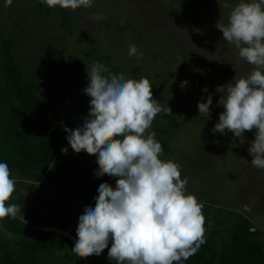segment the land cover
I'll return each mask as SVG.
<instances>
[{"label":"rangeland","instance_id":"rangeland-1","mask_svg":"<svg viewBox=\"0 0 264 264\" xmlns=\"http://www.w3.org/2000/svg\"><path fill=\"white\" fill-rule=\"evenodd\" d=\"M235 2L220 0L221 4ZM61 11L71 18L72 35L61 26ZM229 12L218 0H93L92 7L75 12L52 9L39 0H13L11 6L0 0V30L13 41L24 74L50 95L45 102L62 122L52 115L47 118L58 128L64 148H70L64 127H82L90 111L91 98L84 89L93 63L105 65L111 74L147 78L153 98L171 110L158 115L149 132L161 143L163 159L181 166V178L188 179L187 192L203 204L205 235L216 231L218 242L228 244L233 226L247 219L252 240L261 245L264 255V170L253 167L248 154L255 130L238 139L227 131L213 134L223 112L219 95H213L208 120L198 111V103L206 102L218 86L236 76L246 77L253 68L224 42L216 27ZM130 45L138 49L135 56L128 53ZM184 81L188 85L181 89ZM205 88L208 93L202 91ZM78 155L98 168L95 156ZM13 178L21 183L16 184L13 201L22 214L37 211L47 221H55V228L76 234L85 207L72 199L67 185L54 182L50 174L42 184L17 182L18 175ZM4 227L0 221V256L10 252L18 260L69 264L63 259L64 248L58 254L33 250L36 237L26 231L16 237Z\"/></svg>","mask_w":264,"mask_h":264},{"label":"clouds","instance_id":"clouds-1","mask_svg":"<svg viewBox=\"0 0 264 264\" xmlns=\"http://www.w3.org/2000/svg\"><path fill=\"white\" fill-rule=\"evenodd\" d=\"M49 8L71 10L92 7L93 0H39ZM13 0H4L11 6ZM230 8L227 20L217 23L223 40L234 46L241 60L253 66L246 77L218 86L198 103L200 115L211 117L213 95H219L223 108L213 134L231 132L235 138L255 130L248 154L251 165L264 170V0H236L220 3ZM193 47V46H192ZM135 56V45L128 48ZM90 111L83 126L64 127L67 142L76 154L95 156L96 176L116 178L98 184L95 204L89 203L78 219V237L71 250L84 257H99L108 249V259L116 264H181L206 241L203 204L187 192L188 179L181 178V166L163 159L164 149L149 132L154 119L170 114L153 98L147 78H128L124 72L111 74L95 62L87 72ZM188 81L181 83L186 88ZM208 93V89L202 90ZM199 115V116H200ZM62 154L67 155L68 148ZM244 163H248L243 160ZM16 191L7 162L0 161V221L24 220L17 204L9 203ZM111 247L109 248V244Z\"/></svg>","mask_w":264,"mask_h":264},{"label":"trees","instance_id":"trees-1","mask_svg":"<svg viewBox=\"0 0 264 264\" xmlns=\"http://www.w3.org/2000/svg\"><path fill=\"white\" fill-rule=\"evenodd\" d=\"M60 15L63 19L62 28L68 35H72L69 14L61 11ZM14 51L13 41L0 30V72L3 78V85L0 87V161L7 162L12 175L16 173L23 181L40 183L50 174L54 182L69 187L73 200L84 207L89 203L94 205V193L98 191V184L108 182L114 187L116 178L96 176L94 166L84 163L70 148L67 155L62 154V136L47 118L52 115L61 123V117L46 104L45 99L50 98V95L31 76L24 74ZM9 203L14 204L13 197ZM23 216L36 227H56L55 221H47L37 211ZM3 222L5 231H10L16 237L23 235L24 231L36 237L38 242L33 250L41 249L58 254L64 248L63 259L67 263L84 264L81 255L71 251L75 245L69 239L51 233L32 232L23 223L10 217ZM71 235L78 240L75 233L71 232ZM253 235L247 219H240L233 226L228 244H220L217 232L208 230L204 237L206 242L181 264H264L262 247L253 242ZM86 260L88 264H116L115 260L108 259V249L99 257L93 255L86 257ZM0 264L39 263L34 259L18 260L12 253L3 252Z\"/></svg>","mask_w":264,"mask_h":264},{"label":"water","instance_id":"water-1","mask_svg":"<svg viewBox=\"0 0 264 264\" xmlns=\"http://www.w3.org/2000/svg\"><path fill=\"white\" fill-rule=\"evenodd\" d=\"M18 221H20L21 223H23L30 231L32 232H36V233H51V234H56V235H60L63 236L67 239H69L70 241H72V243L75 245V243L77 242V239L71 235V233L67 232V231H63L59 228H51V227H44V226H39L36 227L34 225H32L31 223H29L27 220H20L19 218L17 219ZM82 260L84 262V264H88L86 257L82 256Z\"/></svg>","mask_w":264,"mask_h":264},{"label":"crops","instance_id":"crops-1","mask_svg":"<svg viewBox=\"0 0 264 264\" xmlns=\"http://www.w3.org/2000/svg\"><path fill=\"white\" fill-rule=\"evenodd\" d=\"M16 176H17L16 173L12 175V177H16ZM18 176H19V175H18ZM17 182H27V181L17 180ZM16 184H21V183H16ZM34 184H36V183H34ZM40 184H42V183H40Z\"/></svg>","mask_w":264,"mask_h":264}]
</instances>
